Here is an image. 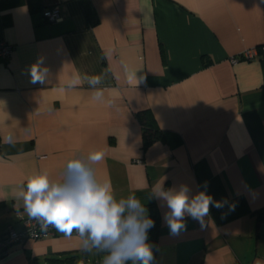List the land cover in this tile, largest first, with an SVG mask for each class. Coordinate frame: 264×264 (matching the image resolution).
<instances>
[{
    "label": "crops",
    "instance_id": "1",
    "mask_svg": "<svg viewBox=\"0 0 264 264\" xmlns=\"http://www.w3.org/2000/svg\"><path fill=\"white\" fill-rule=\"evenodd\" d=\"M87 1L91 18L81 0H0V39L15 46L0 61V240L25 228L15 190L31 175L62 180L69 158L102 151L97 177L118 199L135 193L155 221L152 264H264V61L230 60L264 44V0ZM38 62L44 82L32 81ZM140 112L162 135L149 145ZM162 181L222 206L172 234L152 196ZM96 251L57 230L15 243L0 264H83Z\"/></svg>",
    "mask_w": 264,
    "mask_h": 264
},
{
    "label": "clouds",
    "instance_id": "2",
    "mask_svg": "<svg viewBox=\"0 0 264 264\" xmlns=\"http://www.w3.org/2000/svg\"><path fill=\"white\" fill-rule=\"evenodd\" d=\"M30 71L33 82H44L47 69L40 62ZM133 76L138 81L137 72H130L129 78ZM80 79L74 77L69 86ZM84 79L94 89L93 99L105 102L104 89L96 87L102 77L92 75ZM102 158V151L73 156L65 163L62 180L54 181L47 171H39L19 186L15 195L23 200L28 215L40 221L42 228L52 225L65 235H71L75 229L84 250L105 251L103 264H152L154 253L148 242V230L155 221L135 193L118 199L111 180L97 177L95 164ZM152 191V196L161 198L169 209L165 220L172 234L186 227L185 216L203 225L209 205L222 206L206 191L190 195L187 185L165 188L162 181Z\"/></svg>",
    "mask_w": 264,
    "mask_h": 264
},
{
    "label": "built area",
    "instance_id": "3",
    "mask_svg": "<svg viewBox=\"0 0 264 264\" xmlns=\"http://www.w3.org/2000/svg\"><path fill=\"white\" fill-rule=\"evenodd\" d=\"M44 18L48 23L55 24L61 21L60 10L57 6L46 9L44 12ZM15 46L9 44L3 39H0V61H6L14 52ZM264 61V44L245 49L240 54L231 57L232 63H237L239 61ZM21 220L24 222L25 228L23 231H16L10 228L6 235L0 240V253L5 254L9 248L12 247L17 242H22L26 239H47L54 237L56 235L57 229L48 225V227L42 228L41 222L33 217L24 218L20 216ZM73 234L78 235L74 229ZM83 264H101L98 259L95 260H85Z\"/></svg>",
    "mask_w": 264,
    "mask_h": 264
},
{
    "label": "trees",
    "instance_id": "4",
    "mask_svg": "<svg viewBox=\"0 0 264 264\" xmlns=\"http://www.w3.org/2000/svg\"><path fill=\"white\" fill-rule=\"evenodd\" d=\"M83 6H84V10L85 13L87 15L88 18H91L92 14L90 11V7H89V3L87 0H81ZM140 122L143 125L144 128V142L146 145H149L150 143L158 140L162 135L161 132H159L158 130L155 129V127L153 126V124L151 123V120L149 119L148 113L147 112H140L137 114ZM258 216V220L260 222L264 221V212L262 213H257Z\"/></svg>",
    "mask_w": 264,
    "mask_h": 264
},
{
    "label": "rangeland",
    "instance_id": "5",
    "mask_svg": "<svg viewBox=\"0 0 264 264\" xmlns=\"http://www.w3.org/2000/svg\"><path fill=\"white\" fill-rule=\"evenodd\" d=\"M148 232H149V230H148ZM105 255H106V252L102 251V250H97L95 253V257L101 262V264H103V258Z\"/></svg>",
    "mask_w": 264,
    "mask_h": 264
}]
</instances>
